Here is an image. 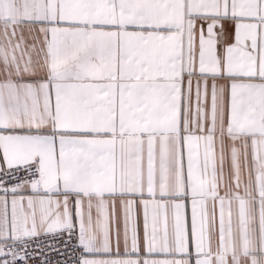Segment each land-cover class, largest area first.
Instances as JSON below:
<instances>
[{"label": "snow or ice", "instance_id": "obj_1", "mask_svg": "<svg viewBox=\"0 0 264 264\" xmlns=\"http://www.w3.org/2000/svg\"><path fill=\"white\" fill-rule=\"evenodd\" d=\"M0 264H264V0H0Z\"/></svg>", "mask_w": 264, "mask_h": 264}]
</instances>
